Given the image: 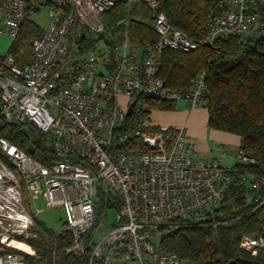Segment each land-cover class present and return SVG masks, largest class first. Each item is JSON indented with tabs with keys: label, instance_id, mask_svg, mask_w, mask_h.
<instances>
[{
	"label": "built area",
	"instance_id": "1",
	"mask_svg": "<svg viewBox=\"0 0 264 264\" xmlns=\"http://www.w3.org/2000/svg\"><path fill=\"white\" fill-rule=\"evenodd\" d=\"M142 1L159 36L145 47L128 38L107 45L104 14L136 0H51L50 24L33 43V62L21 68L6 57L0 63V122L31 123L49 149L43 163L0 136V264H25L21 255H36L28 240L40 199L64 208L62 232L73 236L67 252L86 255L101 193L120 209L116 225L89 245L88 264H202L162 253L161 238L183 226L211 225L233 168L222 158L198 157L185 126L125 128L140 96L185 102L193 110L203 107L206 91L204 75L189 92L165 87L158 77L163 51L188 53L197 45L160 12V0ZM210 1L209 43L264 40V0ZM26 9L27 0H0V36L16 39ZM235 160L254 162L240 150ZM250 185L248 202L257 210L264 205V179L252 177ZM240 247L259 256L264 238L245 236Z\"/></svg>",
	"mask_w": 264,
	"mask_h": 264
},
{
	"label": "trees",
	"instance_id": "2",
	"mask_svg": "<svg viewBox=\"0 0 264 264\" xmlns=\"http://www.w3.org/2000/svg\"><path fill=\"white\" fill-rule=\"evenodd\" d=\"M51 4V0H27L18 36L9 51L0 57V63L6 57H12L21 68L33 62V43L44 30L31 19V15L38 13L40 7H50ZM213 8L214 2L210 0H160V12L197 48L188 53L164 50L159 58L158 77L170 91L189 92L195 78L204 75L203 107L208 111V127L239 137V150L254 162L233 166L230 189L216 210L211 225H187L167 232L159 247L162 253L175 254L183 261L264 264V250L255 257L240 247L245 236L264 238V205L254 210L248 202V195L254 194L250 185L252 177L264 179V40L243 42L240 38L229 37L209 43L205 26ZM103 20L109 46L128 38L138 47H145L159 39L152 28L151 9L142 0L118 3L104 14ZM3 72L8 74L5 69ZM135 103L125 126L131 130L146 123L148 130L154 131L158 129L151 124L154 113L180 110L177 102L159 98L140 96ZM0 136L37 160L47 162L49 149L46 140L31 123L4 125L0 122ZM134 142L144 149L138 141ZM119 207L120 202L109 194L98 195L95 224L85 239L89 249L86 255L68 253L73 236L68 232L55 233L41 222L38 234L28 240L36 255L23 254L21 259L25 264H88L89 245L105 233L99 229L100 223L107 221L109 211H117Z\"/></svg>",
	"mask_w": 264,
	"mask_h": 264
},
{
	"label": "crops",
	"instance_id": "3",
	"mask_svg": "<svg viewBox=\"0 0 264 264\" xmlns=\"http://www.w3.org/2000/svg\"><path fill=\"white\" fill-rule=\"evenodd\" d=\"M11 44L9 36H0V57L9 51ZM151 124L155 128L185 126L198 157L222 158L227 164V160H234L232 167L236 164L235 155L240 147L239 137L209 129L208 111L204 107L189 110L185 103L180 111L174 113H154Z\"/></svg>",
	"mask_w": 264,
	"mask_h": 264
},
{
	"label": "rangeland",
	"instance_id": "4",
	"mask_svg": "<svg viewBox=\"0 0 264 264\" xmlns=\"http://www.w3.org/2000/svg\"><path fill=\"white\" fill-rule=\"evenodd\" d=\"M49 11H50L49 5H44L40 7L38 13H33L31 15V19L34 20L36 24L43 30L47 29L50 24ZM9 39L11 40V42H13V39L11 37H9ZM178 106L182 108L183 106H185V102H179ZM154 121L156 122V118H154ZM156 131L157 129L152 132H156ZM227 162L229 165L226 162L224 163L228 167H232V165L235 163L234 160L233 161L227 160ZM27 209L28 211L32 212L31 207L28 205V203H27ZM34 211L35 214L33 216V227L31 230L32 235L34 234L33 235L34 237L38 234L39 230L41 229L40 228L41 222L44 223L46 227H48L51 231H54L55 233H59L62 231V227L67 220V216L63 207H48L46 202L43 199H40L36 203V207ZM116 222H117V212L116 210H111L108 212L107 221L105 223L104 221L101 222L99 225V229H103V231L106 232L111 226L116 225Z\"/></svg>",
	"mask_w": 264,
	"mask_h": 264
},
{
	"label": "water",
	"instance_id": "5",
	"mask_svg": "<svg viewBox=\"0 0 264 264\" xmlns=\"http://www.w3.org/2000/svg\"><path fill=\"white\" fill-rule=\"evenodd\" d=\"M136 103L133 102L130 107H129V110H128V113L131 114V112L133 111L134 107H135ZM229 264H236V262H231Z\"/></svg>",
	"mask_w": 264,
	"mask_h": 264
},
{
	"label": "bare ground",
	"instance_id": "6",
	"mask_svg": "<svg viewBox=\"0 0 264 264\" xmlns=\"http://www.w3.org/2000/svg\"><path fill=\"white\" fill-rule=\"evenodd\" d=\"M258 237V236H257ZM22 248H24V249H26L27 250V247H24V246H22V245H20Z\"/></svg>",
	"mask_w": 264,
	"mask_h": 264
}]
</instances>
